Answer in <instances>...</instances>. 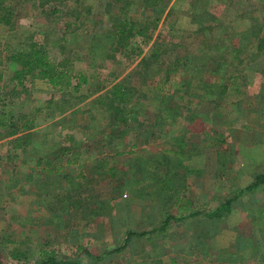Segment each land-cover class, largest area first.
I'll return each instance as SVG.
<instances>
[{
  "label": "rangeland",
  "instance_id": "rangeland-1",
  "mask_svg": "<svg viewBox=\"0 0 264 264\" xmlns=\"http://www.w3.org/2000/svg\"><path fill=\"white\" fill-rule=\"evenodd\" d=\"M121 20L150 39L119 46ZM258 38L264 0H0V106L33 128L0 129L3 264H264ZM33 43L88 82L16 85L7 57Z\"/></svg>",
  "mask_w": 264,
  "mask_h": 264
},
{
  "label": "trees",
  "instance_id": "trees-1",
  "mask_svg": "<svg viewBox=\"0 0 264 264\" xmlns=\"http://www.w3.org/2000/svg\"><path fill=\"white\" fill-rule=\"evenodd\" d=\"M117 44L119 46H125L133 33H136L140 36L147 37L150 39L146 34V28L137 25L132 21L121 20L117 23ZM258 47L259 50L264 52V38H258ZM7 59L12 60L14 63L18 65L17 69L14 70L11 80L15 81L16 85H22L25 82L26 77H30L32 79H44L49 82L52 86L59 87V88H70L72 91L76 92L80 89V87L87 83V77L83 73H79L78 75L74 76L71 73L70 69H65L59 66V64L52 60L49 57V54L40 46H37L36 43L30 45L29 50L26 51H17L14 52L11 56L7 57ZM73 78H77V82L75 84L72 83ZM117 89V87H115ZM120 95L127 97L125 91H119ZM115 96V91L113 92ZM0 100H2L0 94ZM30 121H24L17 126L16 123L13 121L12 114H10L7 110L0 106V129H9L6 132L7 137H11L14 135H18L21 133L20 136H16L15 140H9L11 143L16 142L19 145L24 139V135L28 134L25 133L27 130L32 129V124L29 123ZM23 139V140H22ZM8 141V142H9ZM260 185H264V173L257 174L254 179L245 187L247 190H253ZM230 201L226 202L225 204H221L218 208H216L213 212L209 213L208 215H215L221 216L224 212L229 209ZM169 218L165 219L163 226L159 229H163L165 227V223L168 221ZM139 235L138 233L128 231L124 238V242L121 246L116 248L115 251H121L127 245L130 237L132 235ZM81 251V247L78 248ZM17 252L12 254L13 257H17ZM77 259L75 260H67V259H58L53 252H48L43 254V258L38 261V264H76ZM0 264H3L1 259V251H0Z\"/></svg>",
  "mask_w": 264,
  "mask_h": 264
},
{
  "label": "crops",
  "instance_id": "crops-1",
  "mask_svg": "<svg viewBox=\"0 0 264 264\" xmlns=\"http://www.w3.org/2000/svg\"><path fill=\"white\" fill-rule=\"evenodd\" d=\"M41 80H44V79H41ZM87 82H88V78H87ZM49 83V82H48ZM50 84V83H49ZM86 84V83H85ZM84 85V84H83ZM33 129V128H32ZM32 129H30V130H27L25 133H29V132H31L32 131ZM69 136H74V135H72L71 133L69 134ZM37 159H39V160H35L34 159V164H39L41 167H42V165L44 164V165H47L46 167H44L42 170H52V169H58V167H59V164H57L58 163V161L57 160H49L48 159V157H45V158H43L42 159V156H41V154L39 153L38 154V157H37ZM71 162V161H70ZM73 162H75V161H73ZM42 164V165H41ZM29 166V165H28ZM30 167H32V164H30ZM37 169H35L34 171H33V173L36 171ZM39 173H40V171H39ZM39 175V174H38ZM37 175V177H39ZM75 176H76V174H75ZM0 180H1V182L4 180V179H2V178H0ZM5 193H7L8 194V190H7V188L5 189Z\"/></svg>",
  "mask_w": 264,
  "mask_h": 264
}]
</instances>
